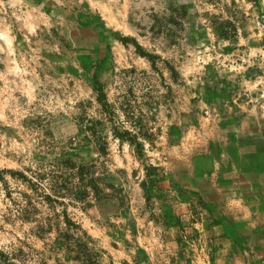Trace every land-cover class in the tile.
<instances>
[{"label":"rangeland","instance_id":"374dc122","mask_svg":"<svg viewBox=\"0 0 264 264\" xmlns=\"http://www.w3.org/2000/svg\"><path fill=\"white\" fill-rule=\"evenodd\" d=\"M66 158L106 198L6 173L0 264H86L23 209L66 210L87 264H264V0H0V170L42 188Z\"/></svg>","mask_w":264,"mask_h":264},{"label":"trees","instance_id":"16d2710c","mask_svg":"<svg viewBox=\"0 0 264 264\" xmlns=\"http://www.w3.org/2000/svg\"><path fill=\"white\" fill-rule=\"evenodd\" d=\"M97 100L102 110L109 113V103L103 92L97 96ZM59 167L61 171L52 173L48 185L42 188L39 185L42 179L41 177L39 183H37L22 172L17 174L13 170H0V186L4 188L5 195L10 197L8 181L5 178V174L8 173L12 177L17 175L25 183L26 187L32 192H35L36 195H40L42 201L49 207H53V204L64 205L63 200L66 198L70 201L82 203V207L89 204L87 198L90 195L98 201L106 198V193L103 192L104 186L106 185L104 182L105 178L95 176V164L91 162L76 163L66 158L59 160ZM35 178L39 177L36 176ZM23 196L25 197L26 203L31 205L30 195L24 193ZM23 211L24 214L19 217L22 221L29 222L33 220L38 222L35 232L37 237L41 238L46 233L55 232L54 244L58 249L64 251V257L67 260H81L86 264L92 261L93 258L83 256L87 255L85 253L89 249L87 243L91 240L90 236L82 229L80 223L68 216L66 210H62L61 213L54 212L52 216H46L43 219H34L28 216L26 209H23ZM77 232L81 233L78 237L76 236Z\"/></svg>","mask_w":264,"mask_h":264},{"label":"crops","instance_id":"0c3cea01","mask_svg":"<svg viewBox=\"0 0 264 264\" xmlns=\"http://www.w3.org/2000/svg\"><path fill=\"white\" fill-rule=\"evenodd\" d=\"M244 211V210H243ZM245 214V213H244Z\"/></svg>","mask_w":264,"mask_h":264}]
</instances>
